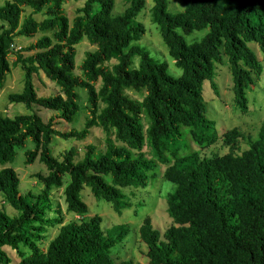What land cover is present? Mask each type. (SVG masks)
Masks as SVG:
<instances>
[{"label": "trees", "instance_id": "16d2710c", "mask_svg": "<svg viewBox=\"0 0 264 264\" xmlns=\"http://www.w3.org/2000/svg\"><path fill=\"white\" fill-rule=\"evenodd\" d=\"M65 1L0 4V87L11 64L20 63L23 86L8 97L28 109L0 113V192L17 211L10 214L0 205V264H142L112 253L128 224L104 231L99 213L63 223L45 214L54 187H62L68 211L85 214L86 186L121 212L130 204L123 187L145 186L160 166L172 183L166 196L172 222L163 231L149 216L140 223L149 264H264V121L240 153L201 154L220 139L229 144L243 135L236 126L217 130L215 119L206 115L202 84L210 80L217 89L216 63H226L235 103L250 109L248 89L264 69V0H181L178 11L169 9L167 0H152L151 19L181 68L178 75L135 42L145 31L136 18L145 0H124L120 13L112 12L114 0H83L72 20ZM26 6L44 17L27 14L20 21ZM195 29L205 32L188 41L184 33ZM38 30L45 33L26 47L33 52L14 50L15 35ZM83 38L95 48L85 52L78 75L76 44ZM40 71L57 91L38 94L33 74ZM79 89L86 93L87 116L81 128L66 129L63 122L74 121L81 109ZM128 89L143 91L142 96L134 98ZM34 105L54 112L45 119ZM93 126L104 130L103 145L85 143L80 157L75 145L54 154L55 137L82 140ZM19 150L25 165L38 161L45 168L34 173L42 183L39 192L19 189V175L9 164ZM54 221L61 224L43 249L40 233Z\"/></svg>", "mask_w": 264, "mask_h": 264}, {"label": "rangeland", "instance_id": "374dc122", "mask_svg": "<svg viewBox=\"0 0 264 264\" xmlns=\"http://www.w3.org/2000/svg\"><path fill=\"white\" fill-rule=\"evenodd\" d=\"M6 0H0L2 4ZM225 2L226 0H218ZM152 0H145L143 7L138 12L136 18L140 20L145 27L142 36L135 42L147 47L154 57L160 60H166L168 63V71L178 75L181 68L176 66L173 57L169 54L165 43L162 40L158 25L152 21L150 16V6ZM83 4V0H67L63 3V9L69 20L78 13V7ZM127 3L124 0H114L112 8L113 13H120L124 10ZM167 7L172 11H178L183 7L181 0H167ZM32 14L36 19L44 17V13L33 12L30 6L24 7L20 21L23 16ZM47 32V31H46ZM205 29H195L189 33H184L188 41L198 39ZM43 31L38 30L32 36L17 34L14 37V50L20 51L27 55L34 49H26V47L39 36ZM48 33V32H47ZM255 50L257 57L261 60V52L257 45L249 43ZM95 45L83 38L76 44L75 54V74L81 75L80 63L85 56L87 50L94 49ZM15 54L9 56V60L14 59ZM264 67V61H262ZM33 81L36 85L38 94H50L58 90L57 85L51 81L42 71L33 74ZM24 69L20 63L11 64L10 72L6 75L3 86L0 87V113L14 114L16 112H25L27 107L22 103H16L9 100L10 92L19 91L23 86ZM214 82L217 86L215 89L210 80H204L202 84V95L206 105V115L214 118L217 130L222 132L226 128L236 126L242 133V136L232 143H224L221 139L216 141L210 147L201 150V154L209 155L213 153H224L232 151L240 153L248 146V139L257 136L259 127L264 121V69L260 79L248 89V102L251 105L247 111L241 110L235 103L234 93L232 90V77L226 63L217 62L215 66ZM127 92L134 98H140L143 91L128 89ZM86 93L84 89H79V107L81 108L76 115L74 121L63 122L64 128L70 127L81 128L84 125V120L87 116L86 110ZM34 107L41 113L43 118H47L54 110H48L38 105ZM105 132L101 126H93L90 128L89 134L82 140L73 138L62 139L54 138V154H60L68 147L75 145L78 148V157L83 153L85 143L92 142L97 146L103 145ZM27 146H30L28 144ZM23 150H19L14 161L11 164L19 175V189L21 192H39L42 188V183L34 173L36 171H45V168L38 163L25 165ZM1 167V165H0ZM172 186L169 180L162 176V166L156 169L155 175H150L148 183L145 186H125L123 191L127 195L130 204L124 207L121 212H117L110 201L102 198H96L88 186L84 187L81 196L87 203V212L83 215H78L66 209L62 187H54L51 190L50 198L52 207L46 211V216L49 218H60L63 222L69 220H80L88 218L94 213H99L101 216V226L104 231L111 228L117 223L128 224V232L123 240L117 243L112 248V253L116 258H132L134 262L149 264L146 256V244L139 237V225L145 216L151 218L153 226L163 231L171 222V217L167 213V192ZM0 205L3 206L10 214H15L17 211L8 203L5 202L2 193L0 192ZM60 222L54 221L45 225V229L40 233L38 244L45 249L48 242L56 235ZM22 251L27 252L29 248L20 244ZM10 253L14 259L18 258V252L15 249H10Z\"/></svg>", "mask_w": 264, "mask_h": 264}]
</instances>
